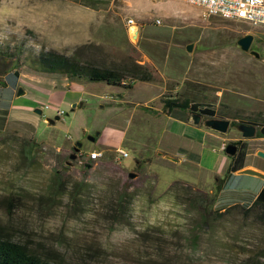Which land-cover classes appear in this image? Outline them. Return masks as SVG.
I'll return each instance as SVG.
<instances>
[{
	"label": "rangeland",
	"instance_id": "374dc122",
	"mask_svg": "<svg viewBox=\"0 0 264 264\" xmlns=\"http://www.w3.org/2000/svg\"><path fill=\"white\" fill-rule=\"evenodd\" d=\"M157 1L141 9L139 16L136 9H120L116 0L103 15L92 11L95 7L103 11L107 0H0V68L8 63L19 86L41 89L36 92L41 114L32 115L33 126L8 123L0 131V232L54 264H240L264 238V226L243 210L254 194V181L261 179L225 173L230 158L220 145L238 134L231 127L225 134H214L199 125L175 126L159 114L162 108L151 109L158 108L159 98L168 96L172 86L165 81L156 98L160 82L155 77L182 78L191 60L198 58L190 56L186 45L197 40L199 51L213 48L217 57L210 66L222 70V79L213 77L211 84L201 81L197 87L212 94L223 90L218 104L206 106L202 114L264 129L252 119V111L223 105L232 99L234 106H241L253 98L251 83L264 86V30L208 16L211 22L201 33L208 39H203L184 18L196 12L200 19L199 8L184 0H161L164 6ZM173 6L181 12L174 14ZM126 18L139 27L137 42L123 29ZM243 32L252 35L248 49L256 58H246L235 45L234 37ZM42 50L114 68L131 80L128 86H117L40 71L32 56ZM140 52L163 58L156 75L146 71L153 80L135 79L142 72L137 64ZM15 80L7 72V86H0V126L7 119ZM31 93L18 98L28 99ZM52 105L62 113L48 123L43 118L55 115ZM195 106L191 110L199 108ZM179 110L170 108L169 115ZM112 125L126 137L147 141L139 163L135 164L139 153L122 145L123 157L111 151L110 160L96 159L88 168L75 159L64 164L74 142L83 153L102 147ZM93 132L97 135L87 140ZM255 135L240 141L235 157L240 159L230 167L243 163L245 148L264 143V136ZM244 162L264 170L261 157ZM127 171L135 176L126 177ZM212 174L223 177L222 182L214 183ZM173 180L179 184L169 189Z\"/></svg>",
	"mask_w": 264,
	"mask_h": 264
},
{
	"label": "crops",
	"instance_id": "0c3cea01",
	"mask_svg": "<svg viewBox=\"0 0 264 264\" xmlns=\"http://www.w3.org/2000/svg\"><path fill=\"white\" fill-rule=\"evenodd\" d=\"M78 1V0H77ZM113 0H107L106 2V6L105 9L102 11L100 8L95 7L93 8L94 10L92 11L95 14L98 15H103L107 10H109L110 5L112 3ZM119 2V5L122 7H120V9H124V10H129V11H133L136 9V12L138 13V15H142V10L144 9L146 6L148 5H153L154 1L157 0H143L140 2H136L134 4L133 0H116V2ZM171 2V1H170ZM170 2L168 3L170 5ZM158 5H163L164 2L157 1ZM167 4V3H165ZM164 6V5H163ZM124 7V8H123ZM174 8H172V12H174V14H178L181 11L176 8L175 6H173ZM112 13H117V11H113ZM185 16V15H182ZM185 20L188 22L187 24H190L192 26H194L197 29V33L196 35H198L199 37L203 38V39H208V37H206L205 35L201 34L202 33V29H204V27H206L208 24H210V19H198L196 17V12H191L188 16L184 17ZM138 20H141V18H138ZM208 27L212 28V25H209ZM123 29L125 32L130 33L132 30L135 31L134 36L136 37V41L137 42L139 40V27L137 25L134 26L133 25H127L126 27L123 26ZM237 37H234V39H236ZM134 44V43H133ZM196 44H197V40H194L191 42L190 44V56H195L198 57L196 60H194V58L191 60V62L187 65L186 73L185 75L180 78L179 80H176L174 77H167V76H161L162 78H160L159 75H157L155 77L154 80H158L160 82V87H159V91L157 92L156 98L161 94L162 91H164V83L165 81H170L172 83L171 89L169 91L168 97L174 98V97H179V95H181L180 97H184L186 99L189 100V103L192 105H197L195 107H199L198 109H207L209 106L210 108H214L217 104H218V98L221 95L220 91L223 90H216L212 93H208L206 91H202V90H198V86L201 83V81L205 82L206 85H208L209 83L211 84L212 82L208 81L209 79L213 78V77H217L218 79H222L221 78V74H222V70L220 68L213 70L210 66V62L212 60V58L217 57L216 53L212 50L213 48L211 46L206 45V49L203 50L201 49L200 51L196 48ZM135 45V44H134ZM157 52V51H156ZM188 52V53H189ZM246 56V58L248 59H253L255 57H252L246 53H244ZM153 55V54H152ZM163 62V58L160 56H151V55H147L144 52H140V61L139 64L141 66V74H139L140 76L143 77L142 81H149V80H153L152 79V75H156V70H158V63ZM147 70L149 71H153L152 75H147L148 73L146 72ZM7 72H12V74L15 75L16 80L14 81V84L12 85V92H13V96H11L10 101H9V105L7 108V119L3 122L2 126H0V131L6 129L7 127H9L8 123L11 124H17V123H24V124H29L31 126H33V123L36 120L32 119V115L35 113L32 111V109L34 107H39L40 102L38 101V98L36 96V92L37 90H41L40 88H34L29 89L25 86H23V88L25 89V93L26 91H32L31 94H29L30 98H18L21 97L23 95H25V93L21 96H16L15 95V91L16 88L20 85L19 84V77L18 75L16 76V71L15 69H10ZM4 73L3 75H0V86L2 87H6L7 84L4 81V76L7 74ZM240 84L243 83L242 80H239ZM65 82H69L71 84H74L73 81H65ZM187 82V83H186ZM64 83V82H63ZM63 83L60 84L63 85ZM186 83V85H185ZM219 83V82H218ZM222 83V82H220ZM250 86H254L253 87V98H250L249 102H245L243 103V105L241 106H234V101L232 99H228L226 100L223 105H225L226 107L232 108V109H236V110H243V111H252L253 115L254 114H260V113H264V86H260V87H255L256 85L251 83ZM48 90V89H46ZM38 91V92H39ZM228 92V91H227ZM232 92V91H231ZM229 93V92H228ZM68 94V93H67ZM69 98L72 99V96H70V92H69ZM146 108H150L148 106H146ZM161 105L160 102L158 103V108L153 107L151 108L152 110H157L159 109L160 111ZM53 112L54 109L52 108ZM55 113V112H54ZM159 114L163 115L165 117V119L170 120L171 123L175 124V126H189L190 123L188 122V114L186 109H180L177 114H171L169 115V110L167 112H160ZM223 118H226L225 116ZM191 128H193L192 126H190ZM119 126H115L112 125V128L109 130L110 135H108L105 140L103 141L104 144L102 147H98V149L102 150H106V151H115L116 148H123L122 145L124 146H128L131 147L133 150H135L137 153H139V158L137 159L138 163L143 159L140 158L141 156V152L144 151V149L147 147V141L145 140H139L137 138H131V137H126L125 135L122 134V131H120L121 129H119ZM261 138V137H260ZM264 139V138H262ZM110 145H113V148L110 147ZM256 149H260L262 151H264V143L262 142L261 145H259L258 147H254L253 149L249 150L248 148H245L244 153H243V163L240 164V168L243 167H252V168H256L259 169L260 171H263L260 168H257L256 166H253L252 164L249 163H245L244 161L247 159V157H251L254 156V151ZM221 159L224 160L223 156H221ZM208 169V168H207ZM210 171V170H209ZM212 172H218L214 171L213 169L211 170ZM210 171V172H211ZM235 172V171H233ZM255 183V189H254V194H252L248 200L250 201L258 192L259 190L264 186V181L263 180H259V181H254Z\"/></svg>",
	"mask_w": 264,
	"mask_h": 264
},
{
	"label": "trees",
	"instance_id": "16d2710c",
	"mask_svg": "<svg viewBox=\"0 0 264 264\" xmlns=\"http://www.w3.org/2000/svg\"><path fill=\"white\" fill-rule=\"evenodd\" d=\"M8 44L5 48H10ZM19 48V47H18ZM20 49V48H19ZM4 52V51H2ZM8 57V56H7ZM10 58V57H9ZM32 61L34 65L43 72H57L63 74L69 80H78L85 79L88 81H100L108 85H119V86H128L121 85L119 80L123 78L122 73L114 68L95 65V64H86L79 62L73 55H64L57 53L53 50H42L34 53L32 56ZM8 63L4 67L0 68V75H3L8 71ZM137 80H142L143 77L138 75L135 77ZM159 102L163 112H167L170 108L176 107L179 109H186L187 114L191 112V109L195 106L189 103V100L184 97H168L163 96L159 98ZM206 110H201L205 112ZM210 116V115H209ZM214 118H223V116H216ZM258 121L262 126H264V113L254 114L252 118ZM235 120L234 119H231ZM242 122L240 120H235ZM252 121V120H251ZM245 124V123H244ZM252 125V124H251ZM254 126V125H253ZM256 137L264 136V129L255 128ZM236 149L234 155L230 157L228 166L225 169V173L230 171H235L240 168L236 166L234 168L230 167L232 161L240 159L237 157ZM104 160H110L112 158L111 151L102 150V156L100 157ZM92 161L86 162L81 166L83 168H88L91 165ZM86 165L88 167H86ZM223 177H219L217 182H222ZM178 181H171L168 185L169 189H173L175 186H178ZM188 186H184V189H188ZM245 213L249 214L254 222L264 226V186L259 190V192L249 201V204L243 209ZM0 264H54L49 261V259L40 256L35 251H32L26 244L11 239L4 236L0 232ZM240 264H264V238L259 247L249 255L245 256Z\"/></svg>",
	"mask_w": 264,
	"mask_h": 264
},
{
	"label": "built area",
	"instance_id": "2783aa9c",
	"mask_svg": "<svg viewBox=\"0 0 264 264\" xmlns=\"http://www.w3.org/2000/svg\"><path fill=\"white\" fill-rule=\"evenodd\" d=\"M189 6L199 8L200 17L208 16L217 17L224 20L241 21L250 27H258L264 30V0H184ZM157 22V19L154 20ZM126 25H133L131 19H125ZM131 79H120L121 85H126ZM43 108H48L50 105L43 104ZM55 115L59 116L62 111L52 105ZM41 110V109H40ZM115 155L120 157L126 156V152L122 148L115 149ZM102 156L100 149H91L87 153L78 150L75 153V160L82 165L89 161H94Z\"/></svg>",
	"mask_w": 264,
	"mask_h": 264
},
{
	"label": "water",
	"instance_id": "95a60500",
	"mask_svg": "<svg viewBox=\"0 0 264 264\" xmlns=\"http://www.w3.org/2000/svg\"><path fill=\"white\" fill-rule=\"evenodd\" d=\"M129 34H130V37H134L135 31L132 30ZM251 40H252V35L250 33L243 32L235 39L234 43L241 52L246 53V54L256 58L257 57L256 52L248 49ZM186 49H190V45H186ZM24 93H25V89L22 86H18L16 88V91H15L16 96H21ZM70 106L71 107L74 106V103H71ZM32 111L37 115L41 114V110L39 107H34L32 109ZM43 119H44V121H46L48 123H53L54 120L58 119V116L54 115L52 118L44 117ZM198 119H199V115L197 113L190 112L188 114V120H189L190 124H196L198 122ZM228 122H229L228 118L208 117V118L202 119L200 124H201V126L208 128L210 130H213V131H216L219 133H223V132H225V130L227 128ZM235 128L239 132V134L242 138H249L254 133V126L251 124H244V123L239 122L235 125ZM95 135H97V132H93V134H91V135H86V139L89 141H92L93 137ZM78 147H79V143L74 142L72 147H71V152H69L66 156L67 160L64 161V164L69 165L70 161L75 158V153H76ZM234 148H235L234 145H232L231 143H226L223 146V153L226 155H232L234 153V150H235ZM155 154L162 155L160 152H156ZM254 155L264 159V151H262L260 149H256L254 151ZM164 157H166L167 159H170V160H175L174 158H172L169 155H164ZM137 163H138V161L135 160V164H137ZM86 167H88V166L86 165ZM235 173L251 174V175L257 176L258 178H260L261 180L264 181V173H261L257 170H254V169H251L248 167L236 169ZM134 176H135L134 172H131V171L126 172V177L132 178ZM213 181L215 182L214 179H213Z\"/></svg>",
	"mask_w": 264,
	"mask_h": 264
},
{
	"label": "flooded vegetation",
	"instance_id": "af4514ba",
	"mask_svg": "<svg viewBox=\"0 0 264 264\" xmlns=\"http://www.w3.org/2000/svg\"><path fill=\"white\" fill-rule=\"evenodd\" d=\"M191 112H195V113H197V114L199 115L198 122H197L196 124H190V125H191L192 127H194V128H200L199 126H201L200 122H201L202 119H204V118H208V117H216V116H213V115H210V116H209V115H203L200 109L191 110ZM223 117H224V116H223ZM225 117H226V116H225ZM226 118L229 119V122H228V125H227V128H226L225 132L227 131V129H228L229 127H231V130L233 129V130L238 134V136L231 137V138L227 139L223 144L220 145V149H221L222 152H223V146H224L226 143H231V144L234 145V147H235V148H234V149H235V150H234V153H235L236 149L239 147V143H240V141L243 139V138L240 136L239 132H238V131L236 130V128H235V125H236L237 123H239V121H235V120H232V121H231V118H229V117H226ZM189 123H190V122H189ZM197 125H199V126H197ZM202 128H203V129H207L209 132H213L214 134H225V132H223V133H219V132H216V131L210 130V129H208V128H205V127H203V126H202ZM199 130H200V129H199ZM254 133H255V126H254ZM254 133H253V134H254ZM78 150H79V147H78L77 151H78ZM234 153H233L232 155H226V154H224V155H225L226 158H230V157H232V156L234 155ZM211 177H212V179L215 180L214 183H217L218 178H217L214 174H212Z\"/></svg>",
	"mask_w": 264,
	"mask_h": 264
}]
</instances>
